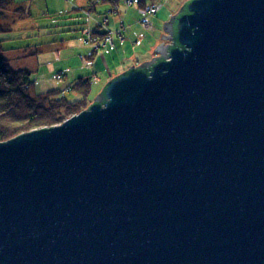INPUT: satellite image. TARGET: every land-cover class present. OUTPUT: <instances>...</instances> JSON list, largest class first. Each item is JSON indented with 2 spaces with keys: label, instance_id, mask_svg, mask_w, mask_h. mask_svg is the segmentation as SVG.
<instances>
[{
  "label": "water",
  "instance_id": "obj_1",
  "mask_svg": "<svg viewBox=\"0 0 264 264\" xmlns=\"http://www.w3.org/2000/svg\"><path fill=\"white\" fill-rule=\"evenodd\" d=\"M164 31L0 142V264H264V0H187Z\"/></svg>",
  "mask_w": 264,
  "mask_h": 264
},
{
  "label": "rangeland",
  "instance_id": "obj_2",
  "mask_svg": "<svg viewBox=\"0 0 264 264\" xmlns=\"http://www.w3.org/2000/svg\"><path fill=\"white\" fill-rule=\"evenodd\" d=\"M88 1L14 0V6L10 8L11 10L8 9L9 23L13 22L15 15L13 14V10L16 7L24 9L27 17L15 23L13 22L12 31L4 36V39L7 41L3 45L5 49L9 50L3 56L9 60L11 67L14 69H28L31 72L30 78L33 82L32 94L38 95L48 91L58 90L63 93V96L67 100L79 101V104H81L79 106V113L86 110L101 91H99V85L91 83L90 88L92 89H90L91 91L88 97H83L72 88H68L71 86V75H76V78L79 79V73L83 72L79 69H90L80 59V56L86 57L88 55L87 52H90L87 50V44L84 43L82 31L88 29L90 25L93 26V31H95V23H102L104 19H109L107 23L104 21V27H107L108 32L113 33L117 31L112 29L113 26L110 27L113 16V14L109 13L112 8L111 5L99 0H93L95 4L94 11L91 10L89 12L90 16H86V10L89 7ZM140 1L138 4H134L138 8H143L144 5L149 6L152 3L159 5V12L148 18L152 26V31H148V33L151 37L156 36L160 38V30L163 29L164 23L169 21L172 15L178 13L180 7L187 0H145L146 4L144 5L140 4ZM115 9L116 12L118 11L117 13L115 12L116 14L128 10L132 14L129 15L132 18V22L138 26L143 25L140 13L134 10L133 7L127 5L126 0H120L118 9L116 7ZM87 18L90 19L86 20ZM153 22L154 24L152 25ZM118 30H120V27ZM85 35L86 32H84ZM161 43L164 45L169 44L168 40L162 38ZM34 46H38L41 49V53L37 57L25 58L21 56V50ZM117 50H114L115 54L119 52ZM112 52L113 50L105 52V58H108ZM102 53V51H99V54ZM87 65L89 66L90 64ZM91 66L92 64L89 67ZM75 71L76 73L74 74ZM86 72L85 74H88V71ZM59 75L63 76L61 80L57 78Z\"/></svg>",
  "mask_w": 264,
  "mask_h": 264
},
{
  "label": "trees",
  "instance_id": "obj_3",
  "mask_svg": "<svg viewBox=\"0 0 264 264\" xmlns=\"http://www.w3.org/2000/svg\"><path fill=\"white\" fill-rule=\"evenodd\" d=\"M13 1L0 0V142H6L34 130L57 126L78 114L81 105L79 101L67 100L58 90L38 95L32 94L31 72L28 69H14L9 60L4 58L3 55L9 51L3 47L7 41L4 36L12 31L16 21L27 17L24 9L16 7L12 9L15 14L14 23H9L8 9L14 6ZM99 1L115 5L118 0ZM89 3L94 4L93 0H89ZM140 4L146 3L140 1ZM86 16H89L88 12ZM103 35L96 38L101 39ZM39 49L38 46L27 47L21 50V56L34 58L41 53ZM72 89L83 97H88L90 82L79 79Z\"/></svg>",
  "mask_w": 264,
  "mask_h": 264
},
{
  "label": "crops",
  "instance_id": "obj_4",
  "mask_svg": "<svg viewBox=\"0 0 264 264\" xmlns=\"http://www.w3.org/2000/svg\"><path fill=\"white\" fill-rule=\"evenodd\" d=\"M119 1L120 0H118L115 3V5H111L112 8L111 11L109 12L110 14H113L111 18L112 25H110V27L113 26L112 29L115 30H118L120 27L119 31L122 32V40L115 39V49L117 50L119 48V50H117L119 52L115 54L114 53L115 49H114L113 52L109 54V57L105 58L104 52L102 54H99V51L95 53L93 46L87 44V50L90 52L89 53L87 52L88 55L86 57L80 56V59L82 60L83 64L90 69L89 70L79 69L80 71H83L79 73L78 75L79 79L89 81L90 86L91 83L95 85H99L100 86L99 91L102 90L104 85L109 80L125 72L126 70L129 69V67L134 66L135 68L143 62L151 61V58L157 57V51L154 50L159 44H161L162 35L166 36L167 34V31L166 32L163 31L164 30L163 27V29L160 30L161 31L160 38H157L156 36L151 37L149 36L150 34L148 33V31L146 32V30L142 27V25L138 26L132 22V18L129 16L132 14L128 10H124L123 13L116 14L118 11L116 12V9L114 10V8L116 7L118 9ZM141 1H144V3H146L145 0H141ZM88 5L89 7L87 8L88 10H86V12L89 13L91 10L94 11L95 4H90L88 1ZM131 7H133L134 10L138 12V8H137L138 6L133 5ZM89 19L90 18H87L86 20ZM108 20L109 19H104L106 23ZM104 21L102 23L101 22L95 23L96 26L95 31H93L92 25H90L88 29H84L82 31V36H84V32L87 31L94 36H101L106 32H108L109 30L106 29L107 27H104L105 26ZM153 24L154 22L152 23V25ZM98 30H100V32H98ZM145 33H147V35H145ZM87 64L90 65L92 64V66L89 67L90 65L88 66ZM76 71L74 72V74L76 73ZM86 71H88V74H85L87 73ZM62 77L63 76H61L60 80L62 79ZM79 79L76 78V75L74 76L71 75V83H70L71 86H69L68 88H72L75 84H77Z\"/></svg>",
  "mask_w": 264,
  "mask_h": 264
},
{
  "label": "built area",
  "instance_id": "obj_5",
  "mask_svg": "<svg viewBox=\"0 0 264 264\" xmlns=\"http://www.w3.org/2000/svg\"><path fill=\"white\" fill-rule=\"evenodd\" d=\"M127 5L133 6L134 4H138V1L133 0H126ZM137 6V5H136ZM138 8V7H137ZM160 10L159 5L152 3L151 5L147 6L144 5L143 8H138V12L142 17V23L144 26L143 28L146 31H152L150 26V22L148 18L150 16L156 15ZM84 42L86 44H91L94 47V52L97 53L98 51L108 52L115 49V39L122 40V32L117 30L116 32H107L101 39L94 37L90 32H86L84 36Z\"/></svg>",
  "mask_w": 264,
  "mask_h": 264
},
{
  "label": "bare ground",
  "instance_id": "obj_6",
  "mask_svg": "<svg viewBox=\"0 0 264 264\" xmlns=\"http://www.w3.org/2000/svg\"><path fill=\"white\" fill-rule=\"evenodd\" d=\"M57 78H58V79H60V78H61V76L59 75ZM54 79H56V78L54 77Z\"/></svg>",
  "mask_w": 264,
  "mask_h": 264
}]
</instances>
